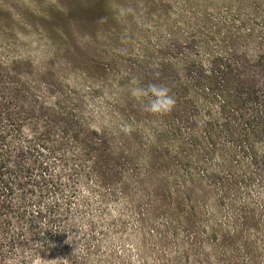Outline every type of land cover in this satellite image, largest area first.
Returning <instances> with one entry per match:
<instances>
[{"label":"trees","instance_id":"obj_1","mask_svg":"<svg viewBox=\"0 0 264 264\" xmlns=\"http://www.w3.org/2000/svg\"><path fill=\"white\" fill-rule=\"evenodd\" d=\"M238 36L105 74L127 89L98 128L85 96L34 106L0 66V264H264V24ZM132 79L173 110L142 111Z\"/></svg>","mask_w":264,"mask_h":264},{"label":"rangeland","instance_id":"obj_2","mask_svg":"<svg viewBox=\"0 0 264 264\" xmlns=\"http://www.w3.org/2000/svg\"><path fill=\"white\" fill-rule=\"evenodd\" d=\"M262 24L264 0H0V66L34 106L59 91L85 96L86 118L98 128L127 89L116 92L113 82L104 92L105 74L137 71L148 50L174 58L177 45L237 42L240 29Z\"/></svg>","mask_w":264,"mask_h":264},{"label":"clouds","instance_id":"obj_3","mask_svg":"<svg viewBox=\"0 0 264 264\" xmlns=\"http://www.w3.org/2000/svg\"><path fill=\"white\" fill-rule=\"evenodd\" d=\"M130 12L131 10H127ZM122 14H124L122 12ZM147 26V25H145ZM129 92L139 104L142 111L153 116H163L175 107V98L169 86L160 83H149L141 86L137 79L131 80ZM5 264H17L15 258H10Z\"/></svg>","mask_w":264,"mask_h":264}]
</instances>
